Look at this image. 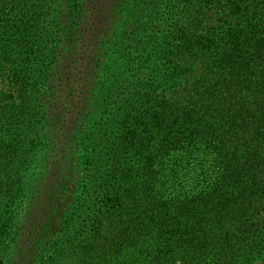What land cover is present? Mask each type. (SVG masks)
<instances>
[{
    "label": "trees",
    "instance_id": "trees-1",
    "mask_svg": "<svg viewBox=\"0 0 264 264\" xmlns=\"http://www.w3.org/2000/svg\"><path fill=\"white\" fill-rule=\"evenodd\" d=\"M0 245L264 264V0H0Z\"/></svg>",
    "mask_w": 264,
    "mask_h": 264
},
{
    "label": "rangeland",
    "instance_id": "rangeland-1",
    "mask_svg": "<svg viewBox=\"0 0 264 264\" xmlns=\"http://www.w3.org/2000/svg\"><path fill=\"white\" fill-rule=\"evenodd\" d=\"M74 59V58H73ZM73 62H75V59L73 60ZM58 73H59V71H58ZM71 192H72V190L70 189V194H71ZM70 201H68L67 202V204H65L62 208H61V210H60V212H59V219H58V221L57 222H55L54 224H53V226H52V230L53 231H58V230H60V229H62V221L64 220V218H65V216H64V214H66V212H67V210H68V206L70 205ZM261 211H263V210H260V209H258V210H254V209H250L249 210V213H247L246 214V219L247 220H250L251 218H253L254 216V214L256 213V212H261ZM60 223H61V226H60ZM4 250H5V247L3 246V245H0V262L2 261V259H3V254H4ZM212 263V262H211ZM212 264H216V261H213V263Z\"/></svg>",
    "mask_w": 264,
    "mask_h": 264
}]
</instances>
